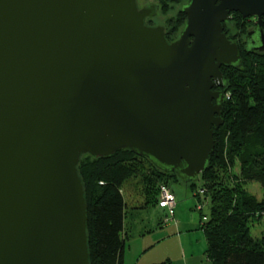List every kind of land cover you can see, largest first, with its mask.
Instances as JSON below:
<instances>
[{
  "label": "water",
  "instance_id": "1",
  "mask_svg": "<svg viewBox=\"0 0 264 264\" xmlns=\"http://www.w3.org/2000/svg\"><path fill=\"white\" fill-rule=\"evenodd\" d=\"M138 0H0V264H91L83 155L120 149L197 181L223 124V23L264 0H188L169 42ZM261 48L264 33L261 29ZM215 101V102H214Z\"/></svg>",
  "mask_w": 264,
  "mask_h": 264
},
{
  "label": "trees",
  "instance_id": "2",
  "mask_svg": "<svg viewBox=\"0 0 264 264\" xmlns=\"http://www.w3.org/2000/svg\"><path fill=\"white\" fill-rule=\"evenodd\" d=\"M157 1L162 9L182 4L178 16L166 22L165 36L171 40L186 23L187 16L182 11L186 1ZM251 55L241 49L240 66L221 67L225 82L223 124L213 127L215 146L209 166L197 179L202 181L199 188H193L197 181L187 182L198 193L202 189L211 202L208 220L200 224L206 236L209 264H264V235L255 236L251 230V225L264 216V52L258 53V58ZM145 162L151 171L145 177L140 208L158 205L161 184H169L171 177L183 182L181 178L127 149L96 158L82 156L78 171L88 204L91 264H124L128 203L123 187L138 175ZM237 164L239 173L235 171ZM249 182L261 184V199L248 190Z\"/></svg>",
  "mask_w": 264,
  "mask_h": 264
},
{
  "label": "rangeland",
  "instance_id": "3",
  "mask_svg": "<svg viewBox=\"0 0 264 264\" xmlns=\"http://www.w3.org/2000/svg\"><path fill=\"white\" fill-rule=\"evenodd\" d=\"M138 2L140 6L148 5L149 3L157 4L158 7L161 5L160 3H158L157 0H138ZM181 5H182L181 3L176 4L166 9L164 8L162 9V7L161 8L159 7L160 9L157 10L158 15L156 14L154 17H152L150 21L147 20V24L150 26H157V24L160 23L162 24L163 22L166 23L167 20H169L170 18H173L176 15L178 16ZM235 12H239V11H235ZM223 31L226 34L227 38L230 40L229 36L226 33V30L224 29V26H223ZM168 41L172 42L171 40ZM242 48L243 46L241 47V49ZM248 56L249 55H245L246 58ZM251 57L258 58L259 56H257V54H253L251 55ZM150 171L151 168L149 163L145 162L144 166L141 167V171L138 173V175L136 177H132L131 179H129L123 187V192L125 194V198L128 203L127 213L125 217V226L127 233L130 235V239L133 240L132 243L134 244V246H137V244H139L141 240L144 241V243L147 242L148 240L149 243L151 238H155L159 235L165 236L163 239L167 241L163 242L162 245L156 246L153 249H151V251H149L148 254L156 255V253L160 252L162 248L168 247L171 249V257L173 260V264L180 263L178 261V258L181 259L182 256L180 250L181 247L180 242L182 241L188 242V240H191L193 244V251L201 256L205 255V251L207 248V241H206L205 233L203 229L200 228V225L199 227L195 228L194 231H192L191 229H187V226L185 225V228L181 229V231L183 232L182 234H185L183 235V237L182 236L179 237L176 233L174 234V231H176L177 229L171 230L169 232L164 231L158 235L156 234L158 230L151 233L150 229H155V227L160 228L158 219L161 217L163 212H164V217H166L167 213L165 209H159L158 205L140 208L144 202L143 187L146 184L145 177L150 174ZM235 171L237 173L240 172L239 164L235 166ZM168 182H169L168 185L170 187L171 186L173 187V188L171 187L172 190L174 189L176 191V195L180 199L178 207L175 206L176 218H172L170 223L174 225L175 223L174 221L181 220L180 223H186V224L196 223L197 225L201 223L203 215L206 214L207 216H209L210 207H211V202L209 197H205L204 194L200 196L199 193L196 190H194L196 188L197 189L199 188L202 182L200 179L197 180V187H193L194 189L191 187V184L180 182L175 177H171V179H169ZM247 188L252 194L256 195L259 199L263 197V189L259 182H249ZM189 197L192 199V201L197 200L195 205L189 202L188 200ZM177 201L178 200L176 199V205H177ZM199 202H201L203 205L202 209H197V204ZM251 230L253 235L255 236L261 237L264 235V216L260 219H257V222L254 225H251ZM187 232L190 235H187ZM167 233H170L171 235L167 236ZM143 258L142 260H140V262L144 261Z\"/></svg>",
  "mask_w": 264,
  "mask_h": 264
},
{
  "label": "crops",
  "instance_id": "4",
  "mask_svg": "<svg viewBox=\"0 0 264 264\" xmlns=\"http://www.w3.org/2000/svg\"><path fill=\"white\" fill-rule=\"evenodd\" d=\"M174 192L176 195L175 190H174ZM176 199L178 200L176 207H178L180 199L178 198L177 195H176ZM188 200L193 205H195L196 201H197V200L192 201V199L190 197ZM159 209H162V208L159 207ZM175 216H176V213H175ZM174 218H176V217H174ZM163 219H164V212L162 213L161 217L158 219L160 228L155 227V229H150L151 233L158 230V232L156 233L158 235L164 231L169 232L171 230L177 229L176 231H174V234L176 233L179 237L180 236L183 237V235H185V234H182L183 232L181 231V229L185 228V225L187 226V229H191L192 231H194L195 228L199 227V225L201 224L200 223V224L196 225V223H187V224L186 223H180L181 220L179 221L176 219L177 221H174L175 223L173 225L172 223H170L171 220L169 222H165ZM156 234H154V235H156ZM169 235H171V234L167 233V236H169ZM187 235H190V234L187 232ZM126 236H128V240H127L126 247H125L124 264H151V263L161 262V261H166L167 262L166 264H173V260L171 257V249L168 247L162 248L160 250V252L156 253V255L148 254L149 251H151V249H153L156 246L162 245L163 242L167 241V240L163 239L165 236L159 235L155 238H151L149 243H148V240L145 243H144V241L141 240V242L139 244H137V246H134V244L132 243L133 240L130 239V235L128 233ZM180 246H181L180 250H181L182 256H181V259L178 258V261L180 262L179 264H209L208 260L206 258V255L201 256L198 253L193 251V244H192L191 240H188V242H185V241L180 242ZM142 258L144 259V261L140 262V260H142ZM160 258H162V259H160Z\"/></svg>",
  "mask_w": 264,
  "mask_h": 264
},
{
  "label": "flooded vegetation",
  "instance_id": "5",
  "mask_svg": "<svg viewBox=\"0 0 264 264\" xmlns=\"http://www.w3.org/2000/svg\"><path fill=\"white\" fill-rule=\"evenodd\" d=\"M187 2H188V0L185 3H187ZM149 5H155L156 6L157 4L149 3L148 5H142V6H140V4H139L140 7L149 6ZM156 9L157 10L159 9L158 5H157ZM157 15H158V13H157ZM261 18L262 19H261V25H260V19L258 16L253 15V16L245 17L239 12L232 11L229 14L228 20L223 23V26H224V29L226 30V33L229 36L230 40L236 42L238 47H239V45H242L243 50H247L251 54H258V53L264 52V48L263 49L261 48L262 43H261V38H260L261 33H262L261 29L264 33V15H262ZM151 19L152 18H150V20ZM157 25H163L165 27V31H166V23L165 22H163L162 24L161 23L157 24ZM244 28L246 29L245 33L243 32ZM179 35H180V32L176 37L172 38L171 41L176 40L179 37ZM243 36H244V38H243ZM241 39H243V40H241ZM239 49H240V53H241V48L239 47ZM243 50H242V53H243ZM214 86H215L214 87L215 91H221L222 102H223V100H224V86L225 85L221 86V85L215 84ZM222 113H223V108H222Z\"/></svg>",
  "mask_w": 264,
  "mask_h": 264
},
{
  "label": "built area",
  "instance_id": "6",
  "mask_svg": "<svg viewBox=\"0 0 264 264\" xmlns=\"http://www.w3.org/2000/svg\"><path fill=\"white\" fill-rule=\"evenodd\" d=\"M203 190H200V194H203ZM158 206L166 210V217H164L165 222H169L172 218L175 217V206H176V196L172 188L168 184H161ZM203 205L201 202L197 204V209H202ZM202 220H208V216L205 214L202 217Z\"/></svg>",
  "mask_w": 264,
  "mask_h": 264
}]
</instances>
